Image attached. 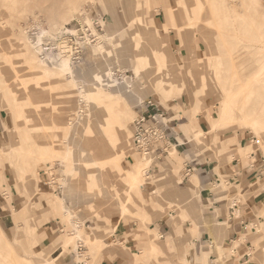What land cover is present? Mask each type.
<instances>
[{
  "label": "rangeland",
  "instance_id": "obj_1",
  "mask_svg": "<svg viewBox=\"0 0 264 264\" xmlns=\"http://www.w3.org/2000/svg\"><path fill=\"white\" fill-rule=\"evenodd\" d=\"M83 23L104 32L74 65L63 34ZM35 33L51 47L47 55ZM111 68L134 79L103 88L113 102L107 124L91 103L95 77ZM263 76L264 0H0V205L9 214L0 219V264H104L106 254L127 264H212V254L213 264H238L218 242L208 260L191 261L197 224H216L197 204L203 183L196 173L186 183L184 147L148 176L130 151L133 122L151 100L190 125L179 136L203 161L245 168L264 156ZM224 103L231 119L214 128ZM118 152L126 170L142 167L137 187L114 162ZM229 180L216 191L230 193ZM122 220L136 224L127 239L135 246L114 237ZM161 220L173 225L165 239ZM256 223L236 247L249 240L264 252V223ZM153 243L157 254L149 253Z\"/></svg>",
  "mask_w": 264,
  "mask_h": 264
},
{
  "label": "crops",
  "instance_id": "obj_2",
  "mask_svg": "<svg viewBox=\"0 0 264 264\" xmlns=\"http://www.w3.org/2000/svg\"><path fill=\"white\" fill-rule=\"evenodd\" d=\"M108 103H111V101H108ZM179 114L182 113L180 112ZM179 119H181L180 128L188 132L190 125L182 123V116ZM179 140L185 144L183 153L186 154V162H194L196 164V176L203 183L197 196L201 202L197 204L199 207H204L207 215L212 216L211 218L216 222L213 226L214 228L209 230L204 227L202 222L197 224L199 237L193 239L190 236V241L194 245V254L191 261L208 260L209 253L212 252L210 250L213 249L214 251L215 244L218 242L222 246H228L232 249L231 259L238 264H264V252L260 251L253 242L248 240L239 247L235 246L236 243L240 242L241 235L249 236L256 234L254 230V227H257L256 219L260 223H264V218L258 215L262 211L261 205H264V189L260 186V181L264 180V156H259L257 161L245 168L240 160H234L232 164L221 165L218 161L207 159L203 161L201 154L199 157L198 154L192 153L187 148L189 141H187L184 135H180ZM222 177L225 179L230 178L228 183L233 186L230 193H228L229 190L216 191V187H221L222 185ZM186 183L190 184V180L186 179ZM2 197L0 198V204L5 206L6 204H4ZM1 205L0 219L7 222L9 214H6V210ZM157 226V230L162 233V239L172 234L173 225L169 222L161 220ZM135 230L136 224L130 226L122 220L119 221L115 229L114 237L126 242L129 235H132ZM247 230L248 233L246 234ZM135 242L134 238L129 239L127 240V245L135 246ZM188 252H190V248ZM220 253H223L222 249ZM186 257H188V253H186ZM213 258L212 254L210 257L212 264L215 262ZM104 264H127V262L123 261L120 257H108V254H106Z\"/></svg>",
  "mask_w": 264,
  "mask_h": 264
},
{
  "label": "built area",
  "instance_id": "obj_3",
  "mask_svg": "<svg viewBox=\"0 0 264 264\" xmlns=\"http://www.w3.org/2000/svg\"><path fill=\"white\" fill-rule=\"evenodd\" d=\"M99 32H104L103 26L83 23L75 30L63 34L68 45V55L70 56V60L72 59V64H81L87 50L93 45L100 44L102 35ZM33 37L34 41H37L39 48L42 49L43 55H47V52L51 51V47L45 38L41 37L42 40L38 42L39 33H35ZM53 45L60 50L61 43L56 44L54 42ZM110 70L113 71L102 74L99 76V79L95 77V84L102 88L116 89L121 86L122 82H133L134 76L130 75L129 72L115 68H111ZM180 122L181 119L170 118L165 111L160 109L151 100L144 102V110L141 116L133 122L130 151L139 155L148 165L146 173L148 176L152 172H157L159 166H162L171 158L175 150L178 151V149L185 147V144L179 140V132L181 131ZM195 171L196 164L194 162L187 163L186 170L184 171L185 180L189 179ZM148 184L150 185V183ZM56 192L63 194L64 187L58 186ZM82 248L79 247L78 250L82 251Z\"/></svg>",
  "mask_w": 264,
  "mask_h": 264
},
{
  "label": "bare ground",
  "instance_id": "obj_4",
  "mask_svg": "<svg viewBox=\"0 0 264 264\" xmlns=\"http://www.w3.org/2000/svg\"><path fill=\"white\" fill-rule=\"evenodd\" d=\"M199 1V0H198ZM200 3V2H199ZM50 20L51 21H55V17L54 16H51L50 17ZM56 24H54V26H55ZM41 37H44V36H39V39H38V42H40L41 40H42V38ZM36 45V44H35ZM42 50V49H41ZM43 64H45V63H43ZM142 65L143 64H138L137 65V73H139L140 72V69H141V67H142ZM65 66H68L69 67V64H68V62L66 63V65ZM70 68V67H69ZM264 77V76H263ZM127 84L129 83V81H125ZM128 87H132V85L131 84H129L128 85ZM102 90H104L102 87H97V86H94L93 87V89H92V91L93 92H95L96 94H98V96L97 97H95L94 98V102H92L91 104L92 105H94V108H95V104L98 102V106H99V108L102 110V113H103V116L105 117V120H107V124H110V120L108 119V114L110 113L109 111L110 110H112V106H113V102H111V103H108V102H106L104 99H103V96H102ZM98 91L100 92V93H98ZM96 102V103H95ZM95 103V104H94ZM225 104V103H224ZM225 106H226V108H225V110L223 111V113L221 114V121H218V124H215V125H213L214 126V128H218V127H220L222 124H224L225 123V121H227L228 119H231V116H232V111H231V108L228 106V105H226L225 104ZM160 107V106H159ZM98 108V107H97ZM161 108V107H160ZM110 116V115H109ZM197 118V117H196ZM253 123H254V126H257L258 125V123H256V121H253ZM251 125V124H250ZM103 126H104V123H103ZM108 128H109V125H108V127H106V130L107 131H109L108 130ZM94 130V129H93ZM95 132V134H98V130H96V131H94ZM85 152H87V153H90V155H91V158H92V156H93V152H92V150L90 151V150H85ZM123 159H124V157H123V154H122V152H118L117 153V157H116V159H115V163L118 165V168H119V170H120V172H128V176H127V178H128V181H129V183L131 184V186L134 188V187H137L138 186V184H141L140 183V180L142 179V167L140 168V166H139V168L136 170V171H133V170H126L125 168H124V166H123ZM88 163H95V161L94 160H90V161H88ZM48 169H51V166L50 165H48ZM104 170V169H103ZM143 187V185H140V188H142ZM24 211V210H23ZM18 213H19V211H18ZM18 213L17 214H15V216H17L18 215ZM65 242H66V244H70L71 243V239H65ZM101 243V242H100ZM160 249H161V247L158 245V244H156V243H153V245H152V249H151V251L149 252V253H151V254H157L159 251H160ZM54 261H56V259L54 260Z\"/></svg>",
  "mask_w": 264,
  "mask_h": 264
}]
</instances>
